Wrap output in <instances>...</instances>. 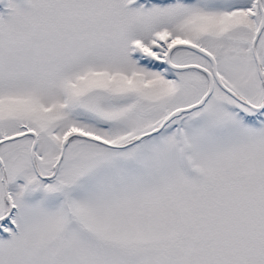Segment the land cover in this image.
Returning a JSON list of instances; mask_svg holds the SVG:
<instances>
[{
  "label": "snow or ice",
  "instance_id": "1",
  "mask_svg": "<svg viewBox=\"0 0 264 264\" xmlns=\"http://www.w3.org/2000/svg\"><path fill=\"white\" fill-rule=\"evenodd\" d=\"M0 264H264V0H0Z\"/></svg>",
  "mask_w": 264,
  "mask_h": 264
}]
</instances>
